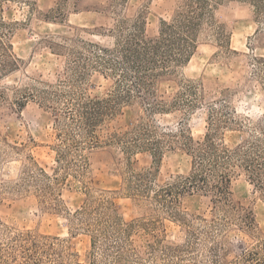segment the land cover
Masks as SVG:
<instances>
[{"label":"rangeland","instance_id":"374dc122","mask_svg":"<svg viewBox=\"0 0 264 264\" xmlns=\"http://www.w3.org/2000/svg\"><path fill=\"white\" fill-rule=\"evenodd\" d=\"M181 0H4L1 14L9 23L5 41L17 58L0 71V222L12 231L31 230L57 236L65 253L75 262L88 264L91 256L89 233L78 228L73 213L89 196L104 195L124 221L154 218L159 237L172 244L183 243L186 227L158 209L152 199L127 193L130 172L150 170L156 186L187 176L192 156L181 135L194 141L203 138L210 124V108H223L228 127L221 123V136L229 145L243 144L257 137L264 140V75L257 73V60L264 59V18L253 7L238 0H216L215 16L230 34V51L222 50L217 40L201 35L190 60L173 76L160 79L157 97L167 104L179 95L180 83L195 81L199 103L192 108L168 107L149 112L144 99L136 97L123 104L116 114L97 127L102 141L84 151L86 168L81 182L70 181L44 198L34 190L13 192L3 184L14 182L32 157L48 174L56 167L55 112L27 99L23 106L14 100L24 91H34L42 82L56 85L67 76L70 58L65 48L80 40L112 48L122 20L140 18L146 34H156L159 20L169 19ZM61 44L63 49L59 50ZM1 62V61H0ZM113 86V78L93 68L77 91L102 97ZM138 94V93H137ZM189 98V96H185ZM217 122V121H216ZM223 124V125H222ZM145 125L163 141L161 158L154 163L147 150L124 151L114 138ZM183 131V133H180ZM230 199L239 209L251 212L254 228L232 227L225 238L226 260L238 248L264 238V197L262 192L238 170L231 179ZM180 210L209 219L214 211L211 197L202 193L181 196ZM195 221V224H198ZM201 258V256H200ZM179 264H195L182 262Z\"/></svg>","mask_w":264,"mask_h":264},{"label":"trees","instance_id":"16d2710c","mask_svg":"<svg viewBox=\"0 0 264 264\" xmlns=\"http://www.w3.org/2000/svg\"><path fill=\"white\" fill-rule=\"evenodd\" d=\"M3 1L0 0V12ZM238 1L247 2L256 16L264 18V0ZM216 10V0H181L169 19L159 20L153 36L146 34L144 21L135 18L120 22L112 48L83 40L72 48H65L70 55L67 76L56 85L42 82L35 92L24 91L14 100L23 106L27 99H37L41 106L55 112L56 167L48 174L30 157L29 166L20 170L17 179L2 187L13 192L32 189L48 198L57 187L66 185L70 177L81 182L86 168L84 151L102 142L97 127L138 96L144 99L149 112L164 110L166 106L189 109L199 103V87L195 81L181 82L179 95L169 104L157 97V83L175 75L190 60L204 33L215 38L223 51H230V34L216 19ZM10 27L0 13V71L9 60H17L10 51L11 44L5 41ZM57 45L59 50L64 47ZM257 63L258 75H264V59ZM93 68L113 78L112 89L105 96L77 91L76 86L86 80ZM216 107L210 108L209 128L202 139L194 141L191 136L181 135L183 145L192 156L187 176L160 186H156L150 170L130 172L126 177L128 194L152 199L158 209L186 227L183 243L172 244L159 237L155 232L158 220L124 221L108 197L89 196L73 213L78 228L90 236L88 264H264V238L239 247L237 256L228 261L225 242L232 227L254 228L251 212L232 203L230 184L232 176L242 170L264 197V140L255 137L243 144H227L221 136L223 126L220 125L225 123L224 127H228L226 123L231 118L224 116L222 107ZM114 140L127 153L141 149L150 152L154 163L161 158L164 142L155 138L153 130L145 125L117 135ZM5 154L0 153V158ZM81 184L86 188L84 182ZM193 193L211 197L215 213L209 219L180 210L181 196ZM65 251L57 236L31 230L12 231L0 222V264H82L73 261V254Z\"/></svg>","mask_w":264,"mask_h":264}]
</instances>
